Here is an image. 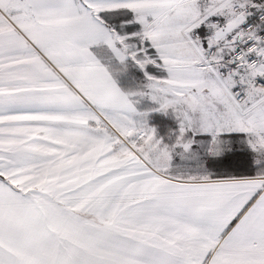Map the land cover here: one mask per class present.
Instances as JSON below:
<instances>
[{
	"label": "snow or ice",
	"instance_id": "1",
	"mask_svg": "<svg viewBox=\"0 0 264 264\" xmlns=\"http://www.w3.org/2000/svg\"><path fill=\"white\" fill-rule=\"evenodd\" d=\"M0 264H264V0H0Z\"/></svg>",
	"mask_w": 264,
	"mask_h": 264
}]
</instances>
